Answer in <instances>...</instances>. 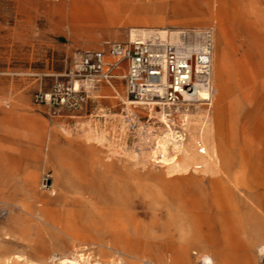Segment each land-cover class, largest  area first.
I'll return each instance as SVG.
<instances>
[{
	"label": "rangeland",
	"instance_id": "rangeland-1",
	"mask_svg": "<svg viewBox=\"0 0 264 264\" xmlns=\"http://www.w3.org/2000/svg\"><path fill=\"white\" fill-rule=\"evenodd\" d=\"M132 34L211 41V99L139 102L118 76L33 100ZM262 244L264 0H0V264H264Z\"/></svg>",
	"mask_w": 264,
	"mask_h": 264
},
{
	"label": "built area",
	"instance_id": "built-area-1",
	"mask_svg": "<svg viewBox=\"0 0 264 264\" xmlns=\"http://www.w3.org/2000/svg\"><path fill=\"white\" fill-rule=\"evenodd\" d=\"M211 40V39H210ZM212 42L185 39L175 43L160 35L136 37L128 41H111L106 47L80 50L69 75L55 78L48 87H40L33 100L51 106L77 108L88 97L86 85L125 78L127 91L136 99H159L177 105L197 92V67L210 74ZM81 85L76 87L75 81ZM6 214V210L2 211Z\"/></svg>",
	"mask_w": 264,
	"mask_h": 264
},
{
	"label": "bare ground",
	"instance_id": "bare-ground-1",
	"mask_svg": "<svg viewBox=\"0 0 264 264\" xmlns=\"http://www.w3.org/2000/svg\"><path fill=\"white\" fill-rule=\"evenodd\" d=\"M164 32V31H163ZM132 38L131 39H134V35L132 34ZM137 37V36H136ZM135 37V38H136ZM212 59V55H211V58L210 60ZM212 65V63H211ZM204 72V68L198 64V67H197V75H198V82H197V92L193 95V97H190L188 94H186V97L185 99H189V100H192V99H196V100H203V99H211L212 97V83H211V73H212V66H211V69H210V74H205L203 73ZM75 85L76 87H79L80 86V83L78 81H75ZM139 102H153V103H162V101H160L159 99H153V100H144V101H139ZM172 136L175 140L174 142V145H175V149H180L181 148V141L184 140V136L183 134H177L175 132H172ZM162 162H165L166 164H168V159L167 158H163L162 160H160ZM221 177V176H220ZM217 178H214L211 182H214ZM219 179V178H218ZM223 179V178H221ZM224 180V179H223ZM222 180V181H223ZM213 184V183H212ZM237 184H241V183H237ZM232 188V187H231ZM228 189V185H225L224 186V193L225 191H227ZM229 192V191H228ZM233 192V191H232ZM215 196H218V195H215ZM225 196V195H224ZM231 197V196H230ZM233 197V196H232ZM217 198V197H216ZM219 198V197H218ZM231 200V199H230ZM223 201V200H222ZM227 201V200H226ZM234 201V200H233ZM232 201V202H233ZM228 202V201H227ZM230 202V201H229ZM231 202V203H232ZM216 203V202H215ZM230 203V204H231ZM232 205V204H231ZM221 206V205H219ZM223 206V205H222ZM226 206V205H224ZM223 206V207H224ZM234 206V205H232ZM222 208V207H220ZM218 208V209H220ZM260 251L262 254H264V244L261 245V248H260ZM202 263L203 264H214L213 262V258L211 256H208V255H204L202 257ZM75 264V263H74Z\"/></svg>",
	"mask_w": 264,
	"mask_h": 264
},
{
	"label": "crops",
	"instance_id": "crops-1",
	"mask_svg": "<svg viewBox=\"0 0 264 264\" xmlns=\"http://www.w3.org/2000/svg\"><path fill=\"white\" fill-rule=\"evenodd\" d=\"M82 49H95V48H82ZM82 49H81V50H82Z\"/></svg>",
	"mask_w": 264,
	"mask_h": 264
}]
</instances>
